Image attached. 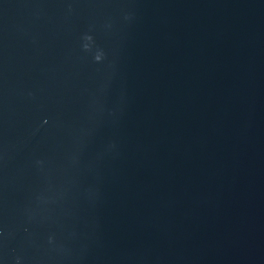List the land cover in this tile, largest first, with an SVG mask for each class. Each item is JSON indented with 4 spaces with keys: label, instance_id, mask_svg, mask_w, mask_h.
I'll use <instances>...</instances> for the list:
<instances>
[{
    "label": "water",
    "instance_id": "water-1",
    "mask_svg": "<svg viewBox=\"0 0 264 264\" xmlns=\"http://www.w3.org/2000/svg\"><path fill=\"white\" fill-rule=\"evenodd\" d=\"M0 264H264V0H0Z\"/></svg>",
    "mask_w": 264,
    "mask_h": 264
},
{
    "label": "clouds",
    "instance_id": "clouds-1",
    "mask_svg": "<svg viewBox=\"0 0 264 264\" xmlns=\"http://www.w3.org/2000/svg\"><path fill=\"white\" fill-rule=\"evenodd\" d=\"M83 40L85 41V43L83 44L84 50L92 52L95 45V40L93 36L90 34H85L83 36ZM106 59H107V53L102 48L95 47L94 61L98 64H102L105 62ZM52 239L53 238H50V242L52 241Z\"/></svg>",
    "mask_w": 264,
    "mask_h": 264
}]
</instances>
